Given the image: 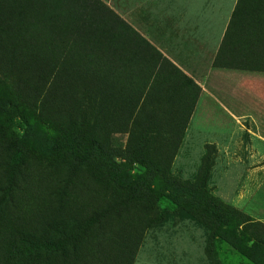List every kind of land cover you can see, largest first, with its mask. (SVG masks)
<instances>
[{
  "label": "rangeland",
  "instance_id": "374dc122",
  "mask_svg": "<svg viewBox=\"0 0 264 264\" xmlns=\"http://www.w3.org/2000/svg\"><path fill=\"white\" fill-rule=\"evenodd\" d=\"M130 1L0 0L11 28L0 72V164L8 149L25 174L12 201L0 192V264H264V0H214L213 14L204 9L222 36L205 87L119 14ZM157 1L178 18L193 0ZM35 60L47 74H65L51 95L61 116L79 121L84 100L99 109L89 112L90 123L100 122L92 137L80 141L38 120L26 70ZM8 103L18 111L4 110ZM148 128L151 140L135 142ZM208 154L207 185L195 189ZM128 193L163 222L145 231L134 211L73 234L75 218ZM254 222L263 225L256 236L245 232Z\"/></svg>",
  "mask_w": 264,
  "mask_h": 264
},
{
  "label": "trees",
  "instance_id": "16d2710c",
  "mask_svg": "<svg viewBox=\"0 0 264 264\" xmlns=\"http://www.w3.org/2000/svg\"><path fill=\"white\" fill-rule=\"evenodd\" d=\"M97 5L100 6L99 3ZM3 6L0 5V72L4 70L9 63V55L4 50L3 35L6 32L11 30L10 23L4 19V12H2ZM236 15V12L233 16ZM29 76L34 82L35 87L32 89L31 98V107L36 112L38 120L41 123H54L56 128L68 135H72L79 139L80 141L92 137L100 128V122L95 121L90 123L88 117L89 112L92 110L97 111L99 116H101L100 111L95 106L91 105L88 100H84L80 104L82 109V114L80 120L77 121L72 115L61 116L53 107L54 103L51 95L54 92V88L58 85L63 84L66 81L64 72L60 71L57 74L49 73L47 74L46 67L43 65L41 60H35L29 62L28 67L26 68ZM21 73L19 72V75ZM44 82V83H43ZM191 83L193 81L190 80ZM25 82L22 78L17 80V90L21 95L27 96V91L24 90L23 86ZM27 86V85H25ZM61 87V86H60ZM42 94V92H44ZM2 108L6 111H18V107L15 104L8 103V105H2ZM155 116V114H151ZM135 124H138V121H134ZM150 123V122H149ZM151 129H141L139 133L134 137L136 141H145L148 142L151 140L150 135ZM3 159L0 164V170L2 172L3 178V187L0 189L2 193V199L7 200L8 202L12 201L13 194L16 191L21 190V185L25 181V174L21 165L17 164L14 161L12 151L5 149L3 152ZM213 162L211 156L208 154L205 158V164L201 171V174L193 184L195 189H205L209 174L212 168ZM215 209L216 206H213ZM222 208L228 213L239 214L235 209L230 206H222ZM134 211H139L145 217L144 229L149 230L160 225L163 222V217L151 207L148 206H136L132 200V194H120L112 198L109 204L101 212H96L92 214L88 219L83 220L79 218L74 219V225L72 232L73 234L81 231H89L95 226H99L102 222L109 218H123L126 215L132 214ZM263 226L261 223H251L245 225V232L256 236L258 234L257 228ZM264 244V239L261 241Z\"/></svg>",
  "mask_w": 264,
  "mask_h": 264
},
{
  "label": "crops",
  "instance_id": "0c3cea01",
  "mask_svg": "<svg viewBox=\"0 0 264 264\" xmlns=\"http://www.w3.org/2000/svg\"><path fill=\"white\" fill-rule=\"evenodd\" d=\"M216 3L193 0L187 12L175 18L157 0L142 3L131 0L122 7L119 5V14L145 36L165 60L205 87L222 36L219 29L209 23L213 20L208 21L204 9H211L209 13L213 14Z\"/></svg>",
  "mask_w": 264,
  "mask_h": 264
}]
</instances>
